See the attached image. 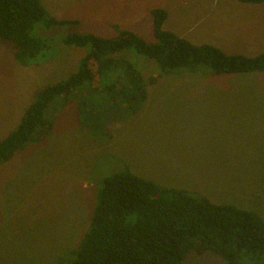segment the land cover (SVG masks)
I'll list each match as a JSON object with an SVG mask.
<instances>
[{
  "label": "rangeland",
  "instance_id": "obj_1",
  "mask_svg": "<svg viewBox=\"0 0 264 264\" xmlns=\"http://www.w3.org/2000/svg\"><path fill=\"white\" fill-rule=\"evenodd\" d=\"M112 1L41 0L50 15L77 19L78 24L50 28L36 24L32 33L52 44L46 57L29 66L15 61L11 43L0 42V100L15 99L18 93L23 99L18 107H10L14 110L0 128V139L16 127L36 89L66 78L88 52L89 47L64 44L67 32L114 37L119 29H128L153 41L150 10L163 8L168 13L163 29L192 39L189 19L180 14L195 0ZM183 1L188 5L183 6ZM223 5L227 9L221 13L235 15L223 23L224 35L190 41L211 43L229 54L264 51V2L225 0ZM121 53L146 81L156 78L155 84L147 86V100L135 114L119 119L111 138V122L89 126L85 117L87 126L82 128L75 103L70 102L58 111L47 137L0 164V264H65L61 260L89 225L103 178L120 171L123 164L162 186L203 191L213 202L247 207L264 217V164L245 165L264 163V113L259 119L240 109L230 115L229 102L221 101L251 74L213 75L204 64L195 73H162L152 59ZM257 73L262 74L254 79L264 86V72ZM262 94L258 105L264 110ZM230 160L237 163L231 165V182L225 175L228 165H222ZM183 264L226 262L209 252L190 251Z\"/></svg>",
  "mask_w": 264,
  "mask_h": 264
},
{
  "label": "trees",
  "instance_id": "obj_2",
  "mask_svg": "<svg viewBox=\"0 0 264 264\" xmlns=\"http://www.w3.org/2000/svg\"><path fill=\"white\" fill-rule=\"evenodd\" d=\"M150 13L153 41L128 29H119L114 37L91 32L64 35V44L89 50L66 78L36 89L16 127L0 139V164L47 137L58 111L70 102L75 103L82 128L86 125L85 117L89 126L111 122L108 131L111 138L119 119L135 114L147 100V86L155 84L156 78L146 81L140 69L121 52L152 59L162 73H195L204 64L206 72L213 75L251 74L245 83L232 90L248 92V99L229 103L242 105L253 119L262 116L264 110L258 102L262 101L264 86L254 78L262 74L257 72H264V51L255 55L229 54L211 43H193L163 29L168 14L165 9L152 8ZM38 23L46 28L71 27L78 20L55 18L41 0H0V42L11 43L13 57L22 66L42 60L52 44L32 33ZM229 110L233 113L237 109ZM260 162L245 165L264 164ZM233 164L225 169L229 182ZM190 251L209 252L226 264H240L243 260L247 264H264V217L247 207L213 202L203 191L162 186L134 174L123 164L120 171L103 178L86 231L61 261L183 264Z\"/></svg>",
  "mask_w": 264,
  "mask_h": 264
},
{
  "label": "crops",
  "instance_id": "obj_3",
  "mask_svg": "<svg viewBox=\"0 0 264 264\" xmlns=\"http://www.w3.org/2000/svg\"><path fill=\"white\" fill-rule=\"evenodd\" d=\"M114 1V0H113ZM113 1L111 2V4H113ZM201 1V4L198 5L196 3V0L193 2L191 8H187L182 14V17H188L189 21L188 23H190L189 25V32L188 33H192V39H188V40H192V41H197V37L198 38H206V37H215V36H221L224 35V30H225V26L223 25L224 22H226V20L229 19V21H232V19L235 18V15L229 17L228 14L221 13V11H224V9H227L226 7H224L223 3L225 2V0H212L213 3H207V0H198ZM118 4H121V0H117ZM115 3V1H114ZM243 3V2H242ZM183 6L188 5V3H186L185 1H183L181 3ZM221 6H223L224 8H222ZM121 8V7H120ZM219 8V9H218ZM107 22H111L108 19H104ZM178 21V28L179 26L181 27V21ZM113 24L118 25V23L113 22ZM175 33L177 35H179V33H177L175 31ZM193 34L195 36H193ZM180 36V35H179ZM195 37V38H194ZM186 38V36H185ZM191 41V42H192ZM194 43V42H193ZM197 43V42H196ZM205 43V42H202ZM207 43V42H206ZM185 78H189V77H185ZM186 80V79H185ZM24 91V89L22 90ZM198 93L192 94L190 95V97H194L196 96ZM259 95V93H257ZM238 95H240L241 97H239ZM263 95V94H261ZM249 96L248 92H236L233 93L232 91H230V93L225 94L224 96H221V101L225 102H230L233 100H247ZM19 102H23V99L21 98V95L18 93L15 95V99L14 97L11 100H5L2 101L0 100V113L4 114V118L2 117V119L0 120V128H2L3 126H5L8 123V116L11 114V111H13L14 109H10V107H18V103ZM226 110L228 112V114H232V112L229 109H241L240 111H245L243 110V106L242 105H238V106H233L231 103H228L226 105ZM259 118H262V116H260ZM235 163L234 161L230 160L227 162H223L222 165H229V164H233Z\"/></svg>",
  "mask_w": 264,
  "mask_h": 264
}]
</instances>
